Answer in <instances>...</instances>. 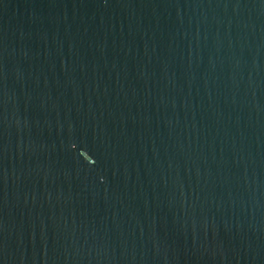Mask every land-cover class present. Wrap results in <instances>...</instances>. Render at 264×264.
<instances>
[{
	"label": "water",
	"instance_id": "95a60500",
	"mask_svg": "<svg viewBox=\"0 0 264 264\" xmlns=\"http://www.w3.org/2000/svg\"><path fill=\"white\" fill-rule=\"evenodd\" d=\"M0 264H264V0H0Z\"/></svg>",
	"mask_w": 264,
	"mask_h": 264
}]
</instances>
